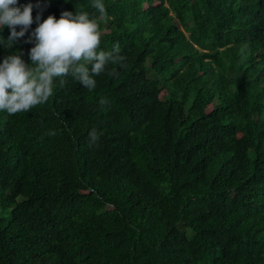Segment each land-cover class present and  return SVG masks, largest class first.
I'll use <instances>...</instances> for the list:
<instances>
[{"label": "trees", "instance_id": "trees-1", "mask_svg": "<svg viewBox=\"0 0 264 264\" xmlns=\"http://www.w3.org/2000/svg\"><path fill=\"white\" fill-rule=\"evenodd\" d=\"M29 3L0 63L31 64L35 18L64 11L125 60L0 111V264H264V0Z\"/></svg>", "mask_w": 264, "mask_h": 264}, {"label": "clouds", "instance_id": "clouds-1", "mask_svg": "<svg viewBox=\"0 0 264 264\" xmlns=\"http://www.w3.org/2000/svg\"><path fill=\"white\" fill-rule=\"evenodd\" d=\"M92 7L101 18L107 16L103 0H93ZM35 19L38 25L26 41L34 40L28 53L31 64L24 61L20 52L7 55L0 63V111L9 115L29 112L45 104L57 82L63 87L69 75L89 91L94 90V77L104 73L110 63L122 65L125 60L118 44L110 51L100 50L99 25L87 13L64 11L59 19L54 15L42 20L37 15ZM32 24L33 4L21 9L19 0H0V28L7 26L11 30L6 43L0 44L11 49ZM108 74L116 75L111 71ZM99 103L103 107L107 100L101 98ZM100 136L101 133L92 129L88 134L89 147L97 144Z\"/></svg>", "mask_w": 264, "mask_h": 264}]
</instances>
